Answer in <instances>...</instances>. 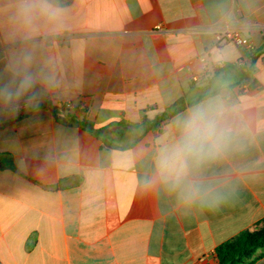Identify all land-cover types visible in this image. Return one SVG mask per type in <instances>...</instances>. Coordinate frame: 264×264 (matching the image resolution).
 Segmentation results:
<instances>
[{
	"label": "crops",
	"instance_id": "crops-1",
	"mask_svg": "<svg viewBox=\"0 0 264 264\" xmlns=\"http://www.w3.org/2000/svg\"><path fill=\"white\" fill-rule=\"evenodd\" d=\"M53 3L26 22L0 0V264H218L264 222V0ZM227 29L253 49L218 46ZM209 105L220 149L162 175L160 149Z\"/></svg>",
	"mask_w": 264,
	"mask_h": 264
},
{
	"label": "clouds",
	"instance_id": "clouds-1",
	"mask_svg": "<svg viewBox=\"0 0 264 264\" xmlns=\"http://www.w3.org/2000/svg\"><path fill=\"white\" fill-rule=\"evenodd\" d=\"M59 11L53 0H17L16 15L26 22L40 16L54 20ZM31 85L32 79L25 77L20 86L21 91ZM221 117L222 109H213L210 105L191 109L181 121L177 142L160 149L157 165L161 174L174 173L179 179L186 173L190 159L218 151L229 132Z\"/></svg>",
	"mask_w": 264,
	"mask_h": 264
},
{
	"label": "trees",
	"instance_id": "trees-1",
	"mask_svg": "<svg viewBox=\"0 0 264 264\" xmlns=\"http://www.w3.org/2000/svg\"><path fill=\"white\" fill-rule=\"evenodd\" d=\"M239 71L242 75L247 76L250 69L241 68ZM213 93L205 94L197 101L204 100ZM196 103V102H194ZM194 103H188L185 97L178 100L168 111L163 115L162 119L176 115L187 106ZM147 124V123H146ZM80 125L89 132L99 136V131L88 122H81ZM154 125L149 124L145 130L152 128ZM214 256L218 264H256L264 258V222L256 225L254 230H245L219 245L214 252Z\"/></svg>",
	"mask_w": 264,
	"mask_h": 264
},
{
	"label": "built area",
	"instance_id": "built-area-1",
	"mask_svg": "<svg viewBox=\"0 0 264 264\" xmlns=\"http://www.w3.org/2000/svg\"><path fill=\"white\" fill-rule=\"evenodd\" d=\"M215 39L218 46H224L227 45L228 43H234L237 46L243 47L247 50L253 49V45L251 41L245 38L244 36H242V34L237 30L227 29V30L219 31L215 34ZM261 59L262 62L264 63V55L261 57ZM200 60L204 64V71L201 74H197L193 76L192 80L195 83H198L203 78L207 77V75H209L208 73L210 72L209 70L212 67L209 63L208 55H203L200 58Z\"/></svg>",
	"mask_w": 264,
	"mask_h": 264
}]
</instances>
